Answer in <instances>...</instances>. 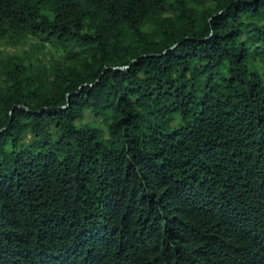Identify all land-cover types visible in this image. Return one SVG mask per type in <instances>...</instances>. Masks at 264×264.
Instances as JSON below:
<instances>
[{
	"label": "trees",
	"instance_id": "1",
	"mask_svg": "<svg viewBox=\"0 0 264 264\" xmlns=\"http://www.w3.org/2000/svg\"><path fill=\"white\" fill-rule=\"evenodd\" d=\"M0 264H264V0H0Z\"/></svg>",
	"mask_w": 264,
	"mask_h": 264
},
{
	"label": "rangeland",
	"instance_id": "2",
	"mask_svg": "<svg viewBox=\"0 0 264 264\" xmlns=\"http://www.w3.org/2000/svg\"><path fill=\"white\" fill-rule=\"evenodd\" d=\"M15 50H16V49H11V50H9V51H11V52H12V51H15Z\"/></svg>",
	"mask_w": 264,
	"mask_h": 264
}]
</instances>
